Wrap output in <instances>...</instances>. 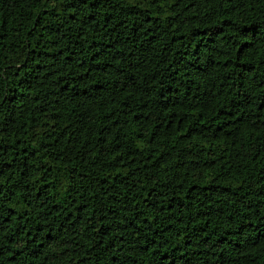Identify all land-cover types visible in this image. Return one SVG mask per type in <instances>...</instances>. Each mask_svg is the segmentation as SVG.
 I'll return each mask as SVG.
<instances>
[{
	"label": "trees",
	"instance_id": "obj_1",
	"mask_svg": "<svg viewBox=\"0 0 264 264\" xmlns=\"http://www.w3.org/2000/svg\"><path fill=\"white\" fill-rule=\"evenodd\" d=\"M0 264H264V0H0Z\"/></svg>",
	"mask_w": 264,
	"mask_h": 264
}]
</instances>
